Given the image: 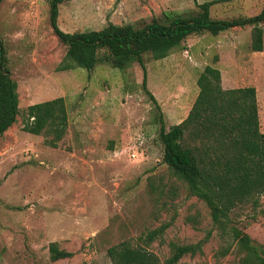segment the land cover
Returning a JSON list of instances; mask_svg holds the SVG:
<instances>
[{"label":"rangeland","instance_id":"rangeland-1","mask_svg":"<svg viewBox=\"0 0 264 264\" xmlns=\"http://www.w3.org/2000/svg\"><path fill=\"white\" fill-rule=\"evenodd\" d=\"M208 1L217 0H64L59 26L70 33L109 23L141 27L188 16ZM263 9L264 0H224L211 15L252 17ZM0 32L19 93L17 122L0 137V264H112L109 248L143 243L164 225L163 237L149 246L162 261L172 242L206 240L202 255H186L180 264H243L234 227L264 246V196L258 208L240 205L227 225H215L206 203L164 163L159 139L161 119L169 128L188 117L207 65L221 70L225 88L257 89L264 132V53L252 49L253 26L193 35L164 59L146 54V86L160 110L137 62L60 71L67 47L54 33L47 0H4ZM61 97L69 126L53 148L45 133L33 135L24 123L29 106ZM53 242L74 256L52 261Z\"/></svg>","mask_w":264,"mask_h":264},{"label":"trees","instance_id":"trees-1","mask_svg":"<svg viewBox=\"0 0 264 264\" xmlns=\"http://www.w3.org/2000/svg\"><path fill=\"white\" fill-rule=\"evenodd\" d=\"M64 0H47L54 33L67 47L60 71L77 67L93 71L101 63L126 69L139 63L145 73L144 86L160 110L157 98L147 89L145 55L155 60L168 57L189 37L210 33L219 35L237 27L253 26L252 49H264V9L256 16L215 19L211 8L224 0L197 4L198 11L188 16H166L161 21L137 26L132 23H109L101 30L66 32L59 26L60 5ZM4 0H0V5ZM215 64L219 61L216 56ZM199 94L181 123L166 128L162 119L159 139L164 147V163L183 181L191 196L209 207L215 225L223 227L238 206L251 203L258 208L264 196V132L261 130L257 89H225L222 72L207 65L198 79ZM19 115L18 83L12 77L8 51L0 32V137L16 122ZM69 126L63 97L33 104L27 111L25 131L47 135V145L57 148ZM264 214V209L260 211ZM168 225L150 231L143 243L122 242L108 249L112 264H180L186 255L203 254L206 240L194 244L170 243L171 253L164 261L149 249L163 237ZM234 239L245 251L243 264H264V246L249 234L234 227ZM51 260L70 259L73 252L61 249L57 242L49 245ZM229 252L226 248L224 254Z\"/></svg>","mask_w":264,"mask_h":264},{"label":"crops","instance_id":"crops-1","mask_svg":"<svg viewBox=\"0 0 264 264\" xmlns=\"http://www.w3.org/2000/svg\"><path fill=\"white\" fill-rule=\"evenodd\" d=\"M262 53H264V49H263V51H261ZM222 84L224 85V86H226L225 85V82H224V80H223V77H222ZM225 88V87H224ZM225 89H233V88H225ZM199 94V93H198ZM198 94H197V97H198ZM197 97H196V99H197Z\"/></svg>","mask_w":264,"mask_h":264},{"label":"built area","instance_id":"built-area-1","mask_svg":"<svg viewBox=\"0 0 264 264\" xmlns=\"http://www.w3.org/2000/svg\"><path fill=\"white\" fill-rule=\"evenodd\" d=\"M131 157L132 158H136L137 157L135 151L131 152Z\"/></svg>","mask_w":264,"mask_h":264}]
</instances>
